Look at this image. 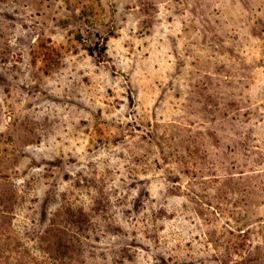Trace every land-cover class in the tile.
Returning a JSON list of instances; mask_svg holds the SVG:
<instances>
[{
  "label": "rangeland",
  "instance_id": "obj_1",
  "mask_svg": "<svg viewBox=\"0 0 264 264\" xmlns=\"http://www.w3.org/2000/svg\"><path fill=\"white\" fill-rule=\"evenodd\" d=\"M0 264H264V0H0Z\"/></svg>",
  "mask_w": 264,
  "mask_h": 264
}]
</instances>
